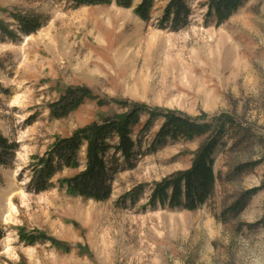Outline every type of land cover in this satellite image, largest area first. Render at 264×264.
<instances>
[{"label": "rangeland", "instance_id": "1", "mask_svg": "<svg viewBox=\"0 0 264 264\" xmlns=\"http://www.w3.org/2000/svg\"><path fill=\"white\" fill-rule=\"evenodd\" d=\"M117 1L0 0V264H264V0H247L221 25L209 0H183L180 22L165 20L173 0H153L147 19L136 12L143 0ZM34 17L41 28L27 34L22 20ZM83 88L96 99L65 113L70 91ZM135 105L234 119L214 151V193L197 210L152 198L157 183L192 167L206 136L161 142L164 120L146 129L148 112L133 129V157L107 153L109 198L63 184L86 171L87 143L71 168L55 153L59 141Z\"/></svg>", "mask_w": 264, "mask_h": 264}, {"label": "trees", "instance_id": "2", "mask_svg": "<svg viewBox=\"0 0 264 264\" xmlns=\"http://www.w3.org/2000/svg\"><path fill=\"white\" fill-rule=\"evenodd\" d=\"M78 5H104L111 4L112 0H74ZM247 0H209L208 13L214 17L218 25L227 22L237 10ZM153 0H143V4L136 10L142 18H148V12L152 7ZM118 5L129 7L131 0H118ZM176 13L177 22H180V16L188 15L183 0H173L167 11L165 20H169L172 14ZM22 25L27 34L37 32L41 28V22L38 18L23 19ZM72 99H67L62 108L66 113L78 109L87 99H96L89 89L83 88L71 90ZM103 105L102 102H100ZM126 106L127 103H124ZM146 106L135 105L131 112L118 115L115 118H109L103 124L93 123L87 127L81 128L75 132L71 138L62 139L55 147L57 157L67 167L77 168V152L83 143H87V169L76 177L68 178L63 181L72 194L82 196L86 199H93L101 202L109 198L111 194L108 186V173L106 156L110 149L116 153H121L127 160L133 157L135 142L132 138L133 129L140 124V115L148 112L150 119L146 129L150 128L156 119H163L164 124L158 134L160 141L171 139H194L206 136L195 153V159L192 167L187 171L178 172L162 182L156 184L153 193L152 204L157 202L165 204L170 201L172 207H182L189 211H195L203 206L210 199L216 187L217 177L214 171V151L221 144L227 130L235 126L232 117L222 116L217 124L202 122L183 114L173 111H162L160 109L148 111ZM117 138L119 144L111 146V140ZM0 146H7L4 140H0ZM45 164L42 170V176L49 177L54 171L52 163ZM62 165V164H61ZM257 163L241 165L237 169H253ZM261 188L253 189L230 209V214L236 215L243 211L247 201L255 195ZM186 200V201H185ZM3 237V231L0 229V241ZM25 241L34 242L38 239H46L45 235L28 236L22 234ZM61 245V244H58Z\"/></svg>", "mask_w": 264, "mask_h": 264}]
</instances>
